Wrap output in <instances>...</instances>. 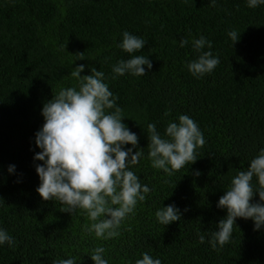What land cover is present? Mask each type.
Masks as SVG:
<instances>
[{
	"label": "trees",
	"instance_id": "trees-1",
	"mask_svg": "<svg viewBox=\"0 0 264 264\" xmlns=\"http://www.w3.org/2000/svg\"><path fill=\"white\" fill-rule=\"evenodd\" d=\"M231 30L240 33L235 43L227 34ZM124 31L147 42L134 53L152 61L145 76L112 79V65L131 58L117 46ZM201 35L212 48L197 52L193 40ZM182 38L189 41L185 47ZM207 51L221 62L196 78L186 64ZM80 64L86 65L82 76L92 67L103 71L119 97L123 122L139 138L134 151L144 153L129 168L152 189L123 222L120 235L109 240L85 231L91 221L84 210L62 211L65 205L45 201L36 191V164L42 162L34 160L40 151L35 133L44 123L43 105L61 89L78 87L71 72ZM182 114L199 124L206 143L196 150L194 163L169 175L148 158V125L155 123L163 136ZM261 148L264 5L250 8L247 0H216L215 6L211 0H0V227L16 240L14 247L0 246V264H52L70 257L77 264H94L90 255L100 246L109 264H135L145 252L163 264H264V228L255 230L251 219L237 218L223 248L213 249L208 242L227 214L217 207L220 197ZM13 164L16 170L9 173ZM252 184L259 187L256 177ZM173 203L181 220L160 224L156 211Z\"/></svg>",
	"mask_w": 264,
	"mask_h": 264
},
{
	"label": "clouds",
	"instance_id": "clouds-1",
	"mask_svg": "<svg viewBox=\"0 0 264 264\" xmlns=\"http://www.w3.org/2000/svg\"><path fill=\"white\" fill-rule=\"evenodd\" d=\"M215 3L216 0H211L213 6ZM247 4L250 8H258L264 5V0H247ZM227 34L233 43L240 39L236 30ZM146 43L142 37L123 32L117 46L131 58L121 59L112 65V79L128 74L136 77L147 75L153 67L151 59L134 55ZM188 43L182 38L180 46L185 47ZM205 47L212 48V42L205 36L193 40V48L197 52ZM220 62L219 56L207 51L189 61L186 67L194 77L202 78L212 73ZM85 67L80 64L71 72L78 81V87L61 89L43 105L44 123L35 133V144L40 151L35 153L34 160L42 162L36 164L40 178L36 191L45 201L65 205L62 211L73 214L78 209L84 210L91 221L85 225V231L94 233L98 239L109 240L120 235L123 222L135 213L138 203L144 201L152 189L142 184L140 177L129 168V165L138 164L144 153L142 149L134 151L139 138L123 122L122 109L117 104L119 97L110 90L103 71L92 67L90 75L82 76ZM148 133L151 165L169 175L194 163L196 150L206 143L199 124L187 114L180 115L178 122H170L163 136L155 123L148 125ZM129 144L132 147H126ZM15 170L16 165H9V173ZM196 175H200L199 171ZM254 177L258 180V188L252 184ZM257 193L259 201L253 202ZM217 207L226 209L227 214L218 222V230L208 241L213 249L223 248L231 241L237 218L251 219L255 230L264 228V148L250 160L247 170L239 171L232 178ZM155 215L158 222L166 226L181 220L182 213L173 203L161 206ZM199 242H206L203 234H199ZM4 244L14 247L16 240L0 227V246ZM105 252L102 246L93 250L90 257L94 264H109ZM52 264H77V261L70 257L53 260ZM135 264L163 262L145 252Z\"/></svg>",
	"mask_w": 264,
	"mask_h": 264
}]
</instances>
